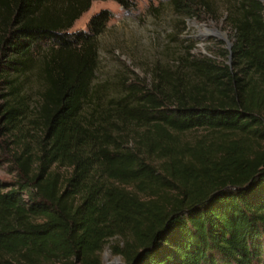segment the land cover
I'll return each mask as SVG.
<instances>
[{"label": "trees", "instance_id": "1", "mask_svg": "<svg viewBox=\"0 0 264 264\" xmlns=\"http://www.w3.org/2000/svg\"><path fill=\"white\" fill-rule=\"evenodd\" d=\"M91 1L0 0L3 129L26 110V79L40 80L37 150L23 145L17 179L0 181V264H102L112 235L125 237L118 264H264V0H224L226 61L186 51L110 83L93 82L109 12L68 31ZM167 1L216 17L213 0ZM198 128L223 138L179 143Z\"/></svg>", "mask_w": 264, "mask_h": 264}, {"label": "rangeland", "instance_id": "2", "mask_svg": "<svg viewBox=\"0 0 264 264\" xmlns=\"http://www.w3.org/2000/svg\"><path fill=\"white\" fill-rule=\"evenodd\" d=\"M216 17L207 14L185 16L175 12L167 0H133L128 8H123L113 0H93L68 29L79 31L86 29L91 15L104 9L110 16L103 30L94 38L96 46V66L93 82H109L118 79L140 78L150 76L154 62L173 63L175 58L189 51L193 56L206 55L217 61H226V49L232 42V29L224 22V0H213ZM219 34H217V32ZM206 32V33H205ZM224 32V35H220ZM7 58V51L0 50V70ZM40 80L35 74L29 76L21 87L19 106L26 104L24 114L16 122L14 129L6 130L0 112V181L5 189L17 179V169L12 163V155L19 152L23 145L34 153L37 150V127L33 124L37 104V92ZM108 92H114L110 85ZM8 95L6 84L0 80V104ZM224 138H231L226 133ZM180 144L195 145L198 141L202 147L210 142H219L223 136L217 131L202 128L191 129L177 134ZM157 163V160H153ZM65 174V169L59 168ZM125 237L112 235L105 238L97 252L102 264L122 262L120 253L114 247L122 249Z\"/></svg>", "mask_w": 264, "mask_h": 264}, {"label": "water", "instance_id": "3", "mask_svg": "<svg viewBox=\"0 0 264 264\" xmlns=\"http://www.w3.org/2000/svg\"><path fill=\"white\" fill-rule=\"evenodd\" d=\"M217 32V31H216ZM206 33V32H205ZM217 34H219V32H217ZM220 35H224V32L223 33H221ZM230 46V45H229ZM229 48V47H228Z\"/></svg>", "mask_w": 264, "mask_h": 264}]
</instances>
